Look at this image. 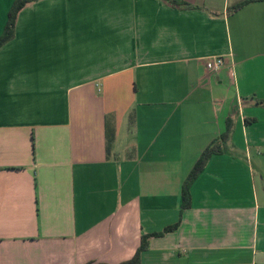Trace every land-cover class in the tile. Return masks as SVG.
<instances>
[{
  "label": "crops",
  "instance_id": "obj_1",
  "mask_svg": "<svg viewBox=\"0 0 264 264\" xmlns=\"http://www.w3.org/2000/svg\"><path fill=\"white\" fill-rule=\"evenodd\" d=\"M15 1L0 0V35ZM171 1L188 6L17 13L0 47V264H124L177 223L139 264H264V0Z\"/></svg>",
  "mask_w": 264,
  "mask_h": 264
},
{
  "label": "trees",
  "instance_id": "obj_2",
  "mask_svg": "<svg viewBox=\"0 0 264 264\" xmlns=\"http://www.w3.org/2000/svg\"><path fill=\"white\" fill-rule=\"evenodd\" d=\"M38 0H16L11 9L8 12L7 16V23L4 28L3 33L0 35V47L5 44L7 41H9L13 37V29H14V22L17 13L26 7L27 5L36 2ZM168 2L177 7L181 6H188L187 3L185 2H174L171 0H168ZM251 2V0H244L241 1L229 8V12H236L239 9H241L244 5L248 4ZM230 131V119L227 120L226 122V130L225 133L221 136L220 141L218 143L212 144L208 147H206L201 154L199 155L197 161L195 162L194 166L192 167L190 173L188 176L185 178L181 185V213L184 212L185 210L190 208V203H191V194H190V187L192 183L195 181V179L198 177V175L203 171L206 163L208 162L209 158L212 155L215 154H221L222 151V143L225 141L226 135ZM179 223L174 224L172 226L166 227L162 232L158 233H153L149 235H143L140 239V245L136 251L135 258L127 263L124 264H139V255L146 251L148 248V240L152 237H161L166 233L174 231Z\"/></svg>",
  "mask_w": 264,
  "mask_h": 264
},
{
  "label": "built area",
  "instance_id": "obj_3",
  "mask_svg": "<svg viewBox=\"0 0 264 264\" xmlns=\"http://www.w3.org/2000/svg\"><path fill=\"white\" fill-rule=\"evenodd\" d=\"M225 65V61L222 57H213L210 58L206 64L205 67L207 71L211 73L218 72L223 66ZM229 75L232 78L233 77V68L232 66L229 68Z\"/></svg>",
  "mask_w": 264,
  "mask_h": 264
}]
</instances>
